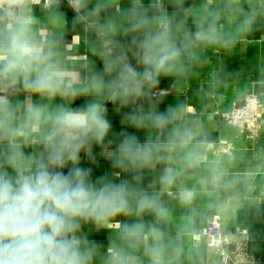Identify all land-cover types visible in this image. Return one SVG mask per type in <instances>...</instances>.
Instances as JSON below:
<instances>
[{
    "label": "clouds",
    "instance_id": "obj_1",
    "mask_svg": "<svg viewBox=\"0 0 264 264\" xmlns=\"http://www.w3.org/2000/svg\"><path fill=\"white\" fill-rule=\"evenodd\" d=\"M33 3L0 0V264H203L207 210L234 216L257 203L254 186L230 171L232 153L209 159L214 141L187 105L160 110L159 83L230 50L264 0H67L99 67L68 59L58 0L47 31ZM109 104L135 131L114 130ZM96 148L110 177L82 166ZM101 231L106 245L91 238Z\"/></svg>",
    "mask_w": 264,
    "mask_h": 264
},
{
    "label": "crops",
    "instance_id": "obj_2",
    "mask_svg": "<svg viewBox=\"0 0 264 264\" xmlns=\"http://www.w3.org/2000/svg\"><path fill=\"white\" fill-rule=\"evenodd\" d=\"M192 3L193 0H188ZM129 0H123L127 6ZM147 3V0H145ZM200 3V0H195ZM63 12L67 14V27L64 30V40L68 59L76 61L90 59L99 67L100 61L92 55L90 45L96 40L95 33L84 26L73 27L74 13L69 8L67 1L59 3ZM33 15L37 19V27L41 31L50 29L47 21V8L44 5L32 4ZM247 7V5H245ZM171 11V9H169ZM116 13V9L108 10V15ZM103 15V14H102ZM226 30H234L236 25L221 20ZM205 62L193 65L186 79L172 77L161 78L159 89L163 100L159 105L161 111L166 107L187 105L189 116L198 118L207 128L210 139L214 141L209 159H213L220 153H232L235 159L230 164V171L238 176L247 174L253 183V195L257 203L245 206L237 214L230 218L216 216L210 209L202 224V232L208 223L215 217L221 219L222 230L225 233H234L242 230L250 234L251 241L248 245V253L252 264H264V167L256 171L257 165L264 162V108L262 111L263 130L258 139H249L243 132L229 125L222 114L232 111L243 103L244 97L251 92L256 93L264 104V20H258L255 29L247 35L238 38L237 43L230 49L208 48L203 52ZM84 103V99H78L73 106ZM109 119L114 130L120 132L124 129L120 123L122 113L113 110L108 105ZM124 111H128L125 109ZM143 141L144 133H139ZM96 163L88 161L82 154V166L92 167L94 172L111 176L110 162L100 155V149L96 148ZM204 168L200 173L203 174ZM173 206L174 200L169 201ZM176 215L179 216L177 207ZM106 231L93 233L91 238L106 245ZM202 241L206 248L203 264H207L212 257V252L206 247L205 239Z\"/></svg>",
    "mask_w": 264,
    "mask_h": 264
},
{
    "label": "built area",
    "instance_id": "obj_3",
    "mask_svg": "<svg viewBox=\"0 0 264 264\" xmlns=\"http://www.w3.org/2000/svg\"><path fill=\"white\" fill-rule=\"evenodd\" d=\"M67 0H58V3ZM37 5L48 7L46 0H35ZM262 101L254 93H248L243 103L232 111L222 114L223 119L238 131L243 132L249 139L256 140L263 130ZM237 230L234 233H225L222 230L221 219L213 218L202 232L206 247L212 252L211 260L207 264H252L248 253V245L251 241L250 234ZM220 258V261L217 258Z\"/></svg>",
    "mask_w": 264,
    "mask_h": 264
},
{
    "label": "water",
    "instance_id": "obj_4",
    "mask_svg": "<svg viewBox=\"0 0 264 264\" xmlns=\"http://www.w3.org/2000/svg\"><path fill=\"white\" fill-rule=\"evenodd\" d=\"M217 260L220 261V258L218 257Z\"/></svg>",
    "mask_w": 264,
    "mask_h": 264
}]
</instances>
